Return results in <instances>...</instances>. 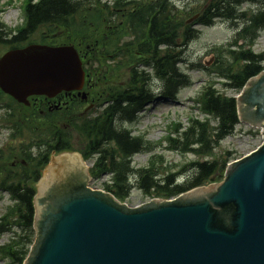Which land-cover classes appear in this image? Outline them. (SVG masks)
<instances>
[{
    "label": "water",
    "instance_id": "95a60500",
    "mask_svg": "<svg viewBox=\"0 0 264 264\" xmlns=\"http://www.w3.org/2000/svg\"><path fill=\"white\" fill-rule=\"evenodd\" d=\"M83 85L72 45L31 44L0 58V89L19 103ZM237 111L263 129V144L230 163L222 182L173 200L127 207L88 187L79 153L53 155L36 186V237L24 264H264V72L247 81Z\"/></svg>",
    "mask_w": 264,
    "mask_h": 264
},
{
    "label": "trees",
    "instance_id": "16d2710c",
    "mask_svg": "<svg viewBox=\"0 0 264 264\" xmlns=\"http://www.w3.org/2000/svg\"><path fill=\"white\" fill-rule=\"evenodd\" d=\"M201 11L194 10L180 12L170 0H164V41L158 40L159 36L152 35L153 47L150 51V60L144 66L150 68L154 75L163 83L164 96L172 98L182 88L191 84L190 78L180 69L183 54L197 37L200 31L187 24L189 17L199 14L196 24L211 26L217 20L237 23L241 25L238 39L226 48H218L219 57L214 66L215 77L222 83L226 90L239 92L246 82L264 70V52L255 53L252 49L258 34L264 29V5L258 4L264 0H207ZM89 0H25L23 4L24 23L14 33L0 21V41L7 39L13 47H21L32 43V37L40 29L46 33L39 35L43 41L47 34L55 32L59 27L74 29L73 39L78 42L77 49L83 48L81 54L87 53L83 42L84 15ZM243 5L257 7L255 11L242 10ZM101 10V9H100ZM88 10L86 13L91 12ZM107 15L103 17L106 18ZM80 21L74 25L73 21ZM100 18V17H99ZM1 20V19H0ZM160 22L153 23V28ZM240 41L244 44L239 45ZM52 46L61 44L56 40ZM164 43V60L156 61L157 45ZM236 45L237 48L233 49ZM108 46L101 49V59L109 58ZM225 52V54H223ZM102 67V66H101ZM136 76V81H135ZM146 75L131 72L130 86L121 92L118 103L105 108L103 116L95 120H85L81 123L74 122L72 130L84 139L82 149H73L70 133L57 127L53 131V139L39 144V154L32 159L28 152L21 156L27 166H21L12 171L8 170L0 178V187L9 195L13 204L0 219V236L12 232L10 241L0 248L3 257L10 264H23L29 253V248L34 240V205L35 188L33 184L39 179L40 171L49 162L52 152L56 154L65 151H79L84 160L98 154L91 175L100 178L103 173L110 174L105 183L104 190L114 195L116 199L124 202L130 195L132 188L139 189L151 198L170 199L177 197L194 188L206 186L223 179L227 164L236 159V153L226 151L223 154L215 153L220 143L232 135L239 124L237 105L234 97L226 96L218 91L216 84L205 86L196 99L198 110L203 118L191 119L186 127L175 128L165 140L168 148L175 152L190 153L204 160L190 161L179 173H172L163 179H158L162 171L156 167L154 158L150 159L147 167L134 169L132 157L141 152H150V146L141 137H135L126 125L136 121L138 114L148 101L149 90L146 85ZM128 89V90H127ZM76 103H74V106ZM27 109V108H25ZM76 113V110H74ZM59 126V125H58ZM88 151V153H86ZM210 158V159H209ZM33 169H37L33 173ZM185 172L184 174H182ZM1 173V172H0ZM11 173H14L11 176ZM136 173V182H131L132 174ZM10 174V175H9ZM30 175V176H29ZM185 176L183 181L178 176ZM30 177V178H29Z\"/></svg>",
    "mask_w": 264,
    "mask_h": 264
},
{
    "label": "rangeland",
    "instance_id": "374dc122",
    "mask_svg": "<svg viewBox=\"0 0 264 264\" xmlns=\"http://www.w3.org/2000/svg\"><path fill=\"white\" fill-rule=\"evenodd\" d=\"M114 0H89L88 6L95 5L100 7L106 5L108 12ZM171 3L177 6L180 12L187 10L191 14L194 10L201 11L207 4V0H170ZM25 0H0V18L1 22L9 29L15 30L23 24L22 7ZM264 5L261 1L258 6ZM92 9L91 7H89ZM257 7H249L244 5L242 10L255 11ZM101 13L95 12L94 8L91 12H85V24L82 27L84 46L91 50L90 54H94L93 61L90 62L94 69L97 68L95 80L91 81V85L97 83V90L102 92L105 98L107 92H112L114 87H119V90L128 87L129 70L136 69L146 70L145 73L150 76L148 80V88L150 96L143 111L139 114L134 124L126 127L133 132L134 136L142 137L146 142L153 147L149 153L142 152L135 155L132 159V165L136 169L147 167L150 159L154 158L157 168L162 172L158 174V179H163L168 174H176L183 170L184 166L190 161L204 160L205 158L198 157L190 153L175 152L170 150L169 144L165 141L170 132L175 128L186 127L191 119H201L203 116L198 110L196 99L205 86L216 84L215 88L224 93L226 96L237 97L238 93L231 90H226L221 82L215 77L214 66L219 57L218 48H226L232 42L238 39V30L241 25L224 20H217L209 27L194 26L199 32L198 37L186 47L183 54V62L180 64V69L189 76L191 84L188 87L178 91L176 96L169 98L164 96L163 83L156 79L154 72L149 68L140 67V58L146 56L143 50L138 48L137 43L140 38L132 40V35L129 33H120L116 29L115 22L109 24L106 18L101 17ZM100 17V18H99ZM190 18V17H189ZM74 25L79 23V19L75 18ZM59 27L55 32L47 34V38L40 42L39 35L42 29L34 34L32 40L39 43L50 44L52 41L61 43H70L77 47V40L73 39L74 29ZM16 33V32H15ZM129 41H133L129 44ZM119 45L116 46V44ZM108 46V53L112 52V56L105 61L101 59V49L104 45ZM244 41H240L239 45H243ZM237 46L234 45L233 49ZM117 49V50H116ZM255 53L264 52V29L258 34L255 44L252 47ZM5 47H0V56L6 51ZM83 51V48H79ZM147 52V50L145 51ZM159 53L163 49L158 50ZM225 54V52H223ZM102 66V67H101ZM113 68H118L119 73H116V78L113 75ZM93 77V76H92ZM11 100V99H10ZM84 107V106H83ZM79 110L82 113H75L71 122L65 121L64 113H54L55 119L52 120L47 113L45 116L38 114L36 108L24 109L17 106L15 102L6 101L0 98V172H4L14 166L21 151L32 149L40 143H45L53 139V131L59 127L66 129L70 133V141L73 149H82L84 139L74 130L72 125L74 122L81 123L89 120L101 113V107L98 103L95 108L88 112ZM42 110H45L40 105ZM52 115V113H51ZM59 125V126H58ZM55 133V131H54ZM54 140V139H53ZM262 143L261 128L248 125L240 122L234 129L232 135L223 140L215 153L223 154L226 151L236 153V159H241L250 152L256 150ZM88 153V151H86ZM98 154L93 155L87 160L88 168H94ZM210 159V158H209ZM183 172L182 174H184ZM42 174V172H41ZM110 174L103 173L100 178H94L89 181L90 188H96L100 191H105V183L109 180ZM185 178H180L183 181ZM135 179L133 178L132 181ZM153 200H161L151 198L143 194L139 189L132 188L129 197L123 202L127 207H139ZM10 197L5 193H0V219L7 212L8 207L12 205ZM12 237V232L4 233L0 236V248L7 244ZM0 264H10V261L3 257L0 253Z\"/></svg>",
    "mask_w": 264,
    "mask_h": 264
},
{
    "label": "flooded vegetation",
    "instance_id": "af4514ba",
    "mask_svg": "<svg viewBox=\"0 0 264 264\" xmlns=\"http://www.w3.org/2000/svg\"><path fill=\"white\" fill-rule=\"evenodd\" d=\"M106 21H108L109 24L111 21L115 22L116 29H119L120 31L119 34L129 33L132 35V40L140 38L137 43L138 48L143 50V53L146 54V56L142 58L139 57L140 63L143 64L144 60H148L152 56L150 52H145L146 50L150 51L153 47L151 42H147L151 39L152 35L154 34L159 36L158 40L164 41V0H114L112 2L111 11L108 12V18ZM154 22H160V25H156V27L153 28ZM132 43L133 41H129V44ZM13 46H15V44H9L8 38L0 41V47H5L7 49L5 52L12 50L13 48H17ZM116 46L119 47L118 44H116ZM160 48L163 49L162 53L158 52ZM90 53L83 55L86 72V82L83 91L87 95V99L83 102V110L85 112L93 110L95 108V104L98 103V105L102 108L101 113L98 115L103 116V112L106 107L120 101L121 90H119L118 86L114 87L112 92H107L105 98L102 99L104 94L97 90V83L92 85L90 84L93 79L95 80V76L97 75V68L94 69L90 64L94 57L93 54ZM155 59L156 61L160 60L161 63L163 62L164 43L157 45ZM131 72L132 69L129 70V76H131ZM116 73H119L118 68H113L114 78H116ZM130 81L131 79L129 77L128 83ZM0 98L6 100L7 102L12 100L11 97L2 93H0ZM77 100L81 101L77 96V92H62L54 98L32 97L30 98V105L25 107L36 108L38 111L37 113L42 116H45L48 113L52 120L56 118V116L54 117L55 112H59L60 115L61 113H64L63 115L65 121L71 122L73 120V104ZM15 104L20 107L23 106L17 102ZM40 105H42L43 108L45 107L46 111L42 110ZM98 115L93 118H97ZM36 172L37 169H33V173Z\"/></svg>",
    "mask_w": 264,
    "mask_h": 264
}]
</instances>
